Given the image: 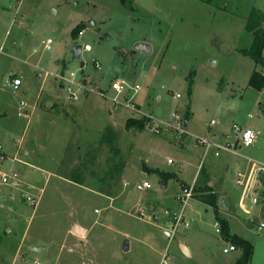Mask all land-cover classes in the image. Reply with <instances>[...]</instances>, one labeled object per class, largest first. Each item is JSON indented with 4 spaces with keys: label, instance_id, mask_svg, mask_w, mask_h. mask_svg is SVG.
I'll return each mask as SVG.
<instances>
[{
    "label": "rangeland",
    "instance_id": "1",
    "mask_svg": "<svg viewBox=\"0 0 264 264\" xmlns=\"http://www.w3.org/2000/svg\"><path fill=\"white\" fill-rule=\"evenodd\" d=\"M211 3L0 0V155L5 154L0 170L16 171L23 181L17 187L0 183V264H234L241 250L236 246L223 252L230 240L216 232L213 207L197 199L206 193L209 178L215 185L227 177L225 186L239 194L236 170H245L247 158L264 163V86H248L254 60L236 50L248 47L254 32H243L231 44L232 32H226L231 24H222L218 15L221 6L246 18L249 1ZM80 22L83 29L73 39L71 30ZM257 23L264 28V20ZM48 38L52 42L47 49ZM72 40L92 49L73 57ZM138 43L150 50L137 49ZM94 59L101 70L94 69ZM81 69L90 85L107 88L111 96L112 81L139 85L121 97L127 92L152 121L166 119L175 126L172 112L183 120L188 115L184 133L154 132L148 122L140 131L128 128L127 118L148 117L134 116L96 92L67 102L57 75L75 71L77 77ZM15 77L20 79L17 89ZM21 100L26 116L17 114ZM211 120L218 122L209 126ZM233 123L253 129L255 143L237 153L215 148L204 156L197 138L219 146L234 143ZM109 125L117 133L119 158L127 164L120 180L106 175V160L113 152L99 144ZM82 159L95 172H86L78 184L70 177L79 173L73 168ZM145 164L194 184L184 209L190 224L180 225L171 236L165 233L171 223L165 210L176 207L184 186L174 178L161 185L159 174L143 169ZM202 164L217 166L215 173L202 170L198 175ZM145 179L151 187L138 190L136 185ZM262 188L259 184L257 191ZM128 199L124 212H118ZM259 208L249 209L252 221L239 209L229 214L223 208L230 232L253 244L249 264H264V227L259 228L264 215ZM73 224L86 233L72 230ZM180 242L191 249L190 256L182 253Z\"/></svg>",
    "mask_w": 264,
    "mask_h": 264
},
{
    "label": "built area",
    "instance_id": "2",
    "mask_svg": "<svg viewBox=\"0 0 264 264\" xmlns=\"http://www.w3.org/2000/svg\"><path fill=\"white\" fill-rule=\"evenodd\" d=\"M52 40L49 38L45 42V47L48 49L50 46V43ZM82 49L84 50H91V46L86 43ZM2 51L0 47V52ZM93 66L96 71L101 70L102 66L101 63L94 59L93 60ZM83 69H81L80 75L76 77L75 71H70L68 75H65L64 73L61 72V74H58V78L60 79V83L63 84V87L65 88L68 98L70 100H76L79 98V95L81 93H88V92H96L99 95L109 99L115 106L116 105H121L124 108L130 110L134 116L138 117H148L147 122L148 126L151 127V129L154 132H162L166 131L168 129H174L177 131L179 134L184 133V126L182 119L177 115L172 113V118L175 119L176 125L174 126L170 120H165V119H153L147 115L141 107H139L131 98L126 97V93L123 95V99L121 95L129 90V88H132L133 91L139 90V85L135 84L133 87H130L126 82L122 81H112L110 83V90L113 91V95L111 96L105 90L107 88L102 87L99 90L98 86H92L90 85L89 77H87L86 73L83 74ZM264 76V72L262 73ZM12 85L14 89H17V87L20 85V79L15 77L12 80ZM96 89V90H95ZM179 97V94L176 95ZM25 102L20 101V106L18 109L17 114L19 116H25L27 115L25 111ZM218 121L211 120L210 126L215 125ZM231 129L233 130L236 140L238 141L237 144L239 145H244V146H251L255 143L256 140V133L254 132L253 129L245 126H241L237 123H233L231 126ZM199 143L204 145V156L207 154V152L212 148L211 146L215 145L214 143L208 141L205 138H197ZM222 148L229 149L232 148L233 145L227 144L225 146H221ZM2 150V145L0 142V152ZM0 159H2V156L0 155ZM251 166H248L245 170H236L235 172V182L238 184L240 188V197H239V205L240 207L245 211L248 212L245 207L247 206L246 199H250L253 203H256L258 201V192L257 188L259 186L260 180V174L264 172V163L263 162H255V161H249ZM15 173H12V175H8L7 173L3 172L0 170V182L2 183H7L11 176H15ZM151 184L148 181H142L141 183H138L136 185L137 189H144V188H150ZM194 191V184H190L188 186H184L182 188V191L180 195L178 196L179 203L181 204V209L178 212L171 213L168 210H166V214L170 215L171 223L170 229L167 230V235L171 236L175 233V231L178 229L180 225H183L185 227L189 226V220L185 217L184 211H183V206L186 204V202L192 197ZM28 200H32V197L27 196ZM141 212V211H139ZM141 214V213H140ZM216 231L220 232V224L218 221L215 222L214 224ZM264 226V223L260 224V228ZM235 245L234 244H229L225 247H223V252H229L232 250H235ZM166 256V255H164ZM169 264V263H166Z\"/></svg>",
    "mask_w": 264,
    "mask_h": 264
},
{
    "label": "trees",
    "instance_id": "3",
    "mask_svg": "<svg viewBox=\"0 0 264 264\" xmlns=\"http://www.w3.org/2000/svg\"><path fill=\"white\" fill-rule=\"evenodd\" d=\"M205 1L207 3H211L213 0H205ZM121 2L124 3L125 0H121ZM257 20L258 21L264 20V13L252 7L250 8L249 15L246 17L245 30L246 32H251V31L254 32L253 38L251 40V44L248 47L242 48L239 51L243 53L244 55H247L250 58H252L256 65H261L260 68H254V70L252 71L249 77V81H248L249 86L255 89H261L264 86V76L262 74L264 72L262 71L264 69V57L262 55V51L264 49V28L260 27V24L258 26ZM82 25L83 23L80 22L77 24V26H75L71 30V35L73 39H75L78 36V33L82 31L83 29ZM146 122L147 121L145 118L129 117L127 118L125 122V126L128 128L132 127L140 131L144 129ZM105 129L106 130H104L105 132L101 136L99 144L100 146L102 144H106L109 147L108 150H111L113 152V156L109 157L106 160L108 165L106 167L105 172L108 177H110L111 179L117 180L121 177V173L126 163L124 160L119 158L120 149L115 141L117 133L115 132L113 126L109 125ZM84 159H82L80 163L73 168V171H75L76 169H80L79 173L75 176L73 175V177H70L72 181L78 184L83 183L86 172L88 173L95 172L92 170L91 167H90L91 168L90 170L88 169L87 162H85ZM93 162L95 161H92L91 163ZM144 167L148 171L159 173L160 176L165 180L168 178L174 177L172 173L161 172L158 169H150L146 166ZM201 171H202V167L200 168V172ZM259 178L264 186V175L261 174ZM182 186H186V185H182ZM206 187L209 188L207 184H206ZM261 198L264 201V189L262 190ZM202 200L210 204L213 207L215 218L220 224V233L222 237H224L225 239H229L233 244H235L241 250V254L236 260L235 264H249L250 260L252 259V255H253V244L248 239L238 236L236 234H232L230 232L228 221L224 217H221L219 214L218 205H217L218 196L214 192L210 191L209 193H207L206 195L202 197Z\"/></svg>",
    "mask_w": 264,
    "mask_h": 264
},
{
    "label": "crops",
    "instance_id": "4",
    "mask_svg": "<svg viewBox=\"0 0 264 264\" xmlns=\"http://www.w3.org/2000/svg\"><path fill=\"white\" fill-rule=\"evenodd\" d=\"M247 1V3H248V1H249V3H248V5H246V6H250V8H252V7H254V8H256L257 10H259V11H261V12H263L264 13V0H246ZM209 4H212V3H209ZM226 6V5H225ZM217 7V6H216ZM219 9H220V13L218 14V15H220V17H221V23L223 24V23H225V25H226V23H230L231 24V29H229L227 26H226V32H228L229 30L232 32V35H231V44H234L235 43V41H237V37L239 36V37H242V33L243 32H246V30H245V24H246V18H245V16H243V15H240V14H235V13H231V12H229V11H227V8L225 7V8H222L221 6L219 7ZM236 34V38L234 37V35ZM226 38V40L228 41V42H230L228 39L229 38H227V37H225ZM49 39V38H48ZM240 39V38H239ZM74 40H72V42H73ZM223 41H225L224 40V38H223ZM71 44H76L75 42H73V43H71ZM72 45V46H73ZM236 49V48H235ZM235 49L234 48H232V53H236V51H235ZM82 50V49H81ZM238 52H239V54L241 53L238 49H236ZM241 54H243V53H241ZM244 55V54H243ZM262 55H263V57H264V49H263V51H262ZM245 56H247V55H245ZM252 59V58H251ZM58 63H59V61H57ZM254 64H255V62H254ZM254 68H260V67H258V65H254V67L251 69V73H252V71L254 70ZM262 71H264V69L262 70ZM251 73H250V75H251ZM250 75H249V77H250ZM248 81H249V79H248ZM59 86H60V88H63L64 90H65V88L63 87V84H61V83H59ZM249 86V85H248ZM66 91V90H65ZM67 93V92H66ZM84 94H89V93H81L80 95H79V98L81 97V95H84ZM66 101L67 102H70V101H74V100H70L69 98H68V95L66 94ZM78 98V99H79ZM21 101H23V100H21ZM25 102V101H24ZM259 103H260V101H259ZM138 105V104H137ZM139 106V105H138ZM140 107V106H139ZM18 109H19V107H18ZM126 109V108H125ZM130 111V110H129ZM27 112V111H26ZM131 112V111H130ZM172 113H174V112H172ZM172 113H171V115H172ZM174 114H176V113H174ZM191 114V111L189 110V115ZM29 115V114H28ZM26 116V115H25ZM188 116V115H187ZM186 116V118L183 120V118H181L180 116V118L182 119V122L184 123V125L188 122V117ZM171 118H172V116H171ZM172 119H174V118H172ZM166 120V119H165ZM175 120V119H174ZM211 122V121H210ZM112 126V125H111ZM210 126V125H209ZM245 127H248V126H245ZM237 140H236V137H235V141H234V143H231V142H227V144H231V145H233V147L232 148H229V149H225V148H222L221 146H219V145H217V144H215V145H213V146H211L212 148L207 152V155L209 154V153H211L212 151H213V149H215V148H217V149H223V150H228V151H231V152H233V153H237V149L238 148H241L242 146H244V145H239V144H237ZM197 143L199 144V141H198V139H197ZM201 144V143H200ZM203 144H201V146H202ZM203 147H204V145H203ZM244 147H249V146H244ZM203 151H205V149L203 150ZM25 153H27V151L25 150L24 151ZM203 154H204V152H203ZM214 154L215 155H218V152H217V150H215L214 151ZM5 159V154L3 155V157H2V159H0V161H3ZM249 161H255V160H252V159H250V158H247L246 159V162H244L245 163V166H246V168L248 167V166H251L250 164V162ZM256 162V161H255ZM257 162H259V161H257ZM146 163V162H145ZM214 164V163H213ZM200 165V164H199ZM145 166L146 167H148V168H150V169H158V170H160L161 172H169V171H165V170H161V169H159L158 167H150V166H148L147 164H145ZM213 166V169H211L209 166H207V167H205V165L204 164H202L201 165V167H202V170H203V172L205 171V173H208V174H210V175H213V173H215V168L217 167V166H215V165H212ZM126 167H127V164L125 165V167H124V169H123V171H122V173H121V177L119 178V180L125 175L124 174V172H125V169H126ZM143 167V169H145V167L144 166H142ZM200 167V168H201ZM200 168H199V173H198V175L202 172H200ZM205 168H206V170H205ZM245 168V169H246ZM146 170V169H145ZM238 170V169H237ZM3 171V170H2ZM148 171V170H147ZM4 172V171H3ZM148 172H152V173H157V172H153V171H148ZM181 172V171H180ZM222 172V171H221ZM6 173V172H5ZM12 173H15L16 175L15 176H11V178H10V180L7 182V183H11L12 185H14V186H19L20 184H22L23 183V181L22 180H19V174L16 172V171H10L9 173H7L8 175H12ZM169 173H172L173 175H174V177H171V178H174L178 183H179V185H180V187H182V185H186V186H188V185H190L191 183H188V182H186L184 179H182L177 173H175V172H169ZM124 174V175H123ZM157 174H159V173H157ZM45 177H47V176H45ZM197 178H198V176H197ZM197 178H196V180L195 181H193L194 183L197 181ZM226 179H227V177H223V179H222V181H221V183L220 184H215L214 185V180L212 179H210L209 178V180H207V182H206V184H207V186H209V188L208 187H206L207 188V190H206V193H203V195L202 196H200V199H197V198H195V199H197L198 201H201V202H203L204 204H208V203H206V202H204L203 200H202V197L204 196V195H206L207 193H209L210 191H212V192H214L217 196H218V201H217V205H218V211H219V214H220V216L221 217H224L227 221H228V218L226 217L227 215H229V214H236L239 210L242 212V213H244V214H249L250 213V211H253V209H255V207H256V205L257 204H259V206H261V208H259V213L260 214H262L263 213V215H264V201H263V199L261 198V193H262V190L264 189V186H263V188H262V190L260 191H257L258 192V201L256 202V203H253L250 199H246V203H247V206L245 207V209H247L248 210V212H245L241 207H240V205H239V197H240V193L239 194H236V193H234L233 191H231V189H228L227 188V186H225L226 184L224 183V182H226ZM12 180V181H11ZM168 180H170V178H168V179H163L161 176H160V174H159V181H160V183H161V185H165V186H167L168 185ZM259 180H260V178H259ZM142 181H148V180H142ZM149 182V181H148ZM0 183H2V182H0ZM7 183H5V184H7ZM76 183V182H75ZM150 183V182H149ZM125 184V183H124ZM260 187H261V184H262V182H261V180H260ZM144 189H148V188H144ZM144 189H138V190H144ZM160 189H162L161 187H160ZM181 189V188H180ZM181 191H182V189H181ZM181 191H180V193H181ZM180 193L177 195V200L175 201L176 202V207L175 208H170V210H168L169 212H171V213H174V212H178L180 209H181V206H180V208H177V205H179L180 203H179V199H178V196L180 195ZM164 194H166V193H164ZM162 195V197H164L165 195ZM29 196V195H28ZM176 197V196H175ZM27 198V197H26ZM194 198V197H193ZM221 198H224V201H225V203H226V205H227V209H225V210H228V211H230V213L229 214H224L225 213V211H224V209H223V207H222V205H221V203H220V199ZM28 200V199H27ZM32 202V201H31ZM188 202V201H187ZM187 202H186V204H187ZM129 203V199L128 200H126L125 201V203L123 204V207L124 208H121L120 207V209H118L119 211L118 212H124V210L126 209V207H127V204ZM32 204V203H31ZM186 204L183 206V211H184V209H185V207H186ZM208 205H210V204H208ZM235 208H237V210L236 211H234V209ZM251 208V210L249 211V209ZM239 209V210H238ZM214 210V209H213ZM261 210H262V212H261ZM165 213H166V210H165ZM214 215H215V213H214ZM226 215V216H225ZM169 218L171 219V217H170V215H169ZM255 218H254V216H252L251 214H249V217L247 218V220H249V221H252V220H254ZM155 220L157 221V222H159V220H158V218L157 217H155ZM217 221V220H216ZM215 221V222H216ZM74 225H77V224H73V226ZM228 225H229V228H230V223H229V221H228ZM251 227L254 225L252 222H250V224H249ZM73 226L71 227L72 228V230H73ZM260 226V225H259ZM264 227V226H263ZM260 228V227H259ZM262 228V227H261ZM260 228V229H261ZM85 229V228H84ZM217 232V231H216ZM86 233V229H85V232L84 233H82V234H85ZM166 234H167V232H165ZM218 233H220V232H218ZM237 235V234H236ZM250 241V240H249ZM229 243L230 244H232L231 243V241H229ZM179 245H180V249H181V245H184V246H186V248L188 249V254H185L183 251H182V249H181V251H182V253L184 254V255H186V256H190L191 255V249L188 247V245L186 244V243H184V242H180L179 243ZM225 247V246H224ZM235 247H236V245H235ZM40 248V247H39ZM38 248V249H39ZM130 247H129V244H128V249H129ZM127 249V250H128ZM235 250H236V248H235ZM233 251V250H232ZM227 253V252H226ZM241 254V253H240ZM240 256V255H239ZM238 259V258H237ZM236 259V260H237ZM236 260H235V262H236ZM235 262H234V264H235Z\"/></svg>",
    "mask_w": 264,
    "mask_h": 264
},
{
    "label": "water",
    "instance_id": "5",
    "mask_svg": "<svg viewBox=\"0 0 264 264\" xmlns=\"http://www.w3.org/2000/svg\"><path fill=\"white\" fill-rule=\"evenodd\" d=\"M136 48L137 49H141V50H144V51H149L150 50V46L146 43H138L136 45ZM81 49H82V46L80 44H74L71 48V53H72V56L73 57H78L80 52H81ZM220 203L222 205L223 208L227 209V205L224 201V198H221L220 199ZM73 230L79 234H82L85 232V229L81 226H78V225H74L73 226ZM124 249L127 250L128 249V241L125 242V245H124ZM181 249L182 251L185 253V254H188V249L186 248V246L184 245H181Z\"/></svg>",
    "mask_w": 264,
    "mask_h": 264
}]
</instances>
